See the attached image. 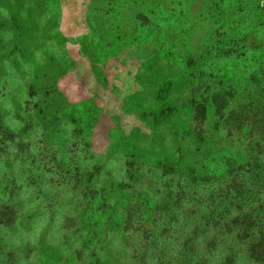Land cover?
<instances>
[{"label": "rangeland", "instance_id": "1", "mask_svg": "<svg viewBox=\"0 0 264 264\" xmlns=\"http://www.w3.org/2000/svg\"><path fill=\"white\" fill-rule=\"evenodd\" d=\"M261 134L264 0H0V264H258Z\"/></svg>", "mask_w": 264, "mask_h": 264}, {"label": "trees", "instance_id": "2", "mask_svg": "<svg viewBox=\"0 0 264 264\" xmlns=\"http://www.w3.org/2000/svg\"><path fill=\"white\" fill-rule=\"evenodd\" d=\"M56 4V3H55ZM57 5V4H56ZM57 6H59V5H57ZM254 133L256 132V131H253ZM258 139L259 140H264V134H261V135H259L258 136ZM167 209H168V205L166 204V205H163V206H160V208H158V210L160 211V210H163L165 213H168V211H167ZM137 211V212H136ZM136 211H134V213H133V215L134 214H136V213H138L139 211H140V209L138 208V210H136ZM159 215H160V212H159ZM164 215V214H163ZM129 217H130V215H129ZM129 218L127 217V220L125 221V229L126 230H130L131 228H132V226H131V222L128 220ZM250 247H252V246H250ZM261 248H262V253H260V254H258L257 256H255L254 257V260H255V262H257L258 264H264V245H262V246H260Z\"/></svg>", "mask_w": 264, "mask_h": 264}]
</instances>
